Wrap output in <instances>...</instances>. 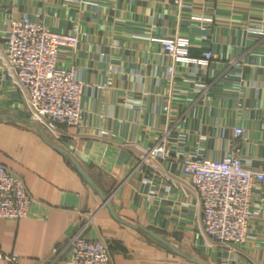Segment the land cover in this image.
Returning <instances> with one entry per match:
<instances>
[{"label":"crops","instance_id":"1","mask_svg":"<svg viewBox=\"0 0 264 264\" xmlns=\"http://www.w3.org/2000/svg\"><path fill=\"white\" fill-rule=\"evenodd\" d=\"M22 18L78 29L57 63L82 85L80 122L58 127L57 140L29 121L5 67L9 21ZM178 37L190 60L164 51ZM161 144L167 157L147 155ZM229 155L264 171V0H0V165L32 199L25 218H0L1 254L68 264L87 224L112 264H264V186L253 184L245 241L227 245L203 233L183 174L188 159Z\"/></svg>","mask_w":264,"mask_h":264},{"label":"built area","instance_id":"2","mask_svg":"<svg viewBox=\"0 0 264 264\" xmlns=\"http://www.w3.org/2000/svg\"><path fill=\"white\" fill-rule=\"evenodd\" d=\"M5 41V67L11 84L27 97L29 121L53 140L59 137L58 127L78 126L82 85L73 69L57 63L62 49L77 45L78 29L57 33L41 22L22 18L9 21ZM188 48V40L181 37L164 43V51L175 60H190ZM212 57L210 51L200 56L204 62ZM172 75L173 69L168 67L167 79ZM233 134L240 137L242 130L236 128ZM147 155L167 157L163 144L153 147ZM183 174L198 196L203 233L215 243H243L248 232L252 187L255 183L264 186V171L250 168L235 155L218 161L196 156L184 162ZM31 204L21 176L0 165V218H25ZM87 227L82 225L71 238L68 264H112L105 239L86 237ZM0 259L8 264L17 262L13 254L0 253Z\"/></svg>","mask_w":264,"mask_h":264},{"label":"water","instance_id":"3","mask_svg":"<svg viewBox=\"0 0 264 264\" xmlns=\"http://www.w3.org/2000/svg\"><path fill=\"white\" fill-rule=\"evenodd\" d=\"M35 125V124H34ZM37 126V125H36ZM38 127V126H37ZM39 129V128H38ZM40 130V133L43 135V136H45L44 135V132L41 130V129H39ZM45 139L46 140H48L46 137H45ZM49 141V140H48ZM55 149L57 150V151H60V152H62V150L60 149V148H58V147H55ZM77 167V166H76ZM77 169H78V167H77ZM78 171H79V173L85 178V180L88 182V183H90V184H92L91 183V181L88 179V177L80 170V169H78ZM102 199H104V200H106V198L105 197H103L102 196ZM155 239H157L158 241H160L161 243H163V244H165V245H167V246H169L168 245V243L167 242H165L163 239H161V238H159L158 236H156V235H153V234H151ZM174 252H176V253H178L179 255H182V254H180L178 251H176V250H174V249H172ZM191 262H193V263H196V260L195 259H189Z\"/></svg>","mask_w":264,"mask_h":264}]
</instances>
